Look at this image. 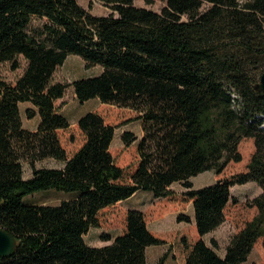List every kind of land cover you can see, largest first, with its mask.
I'll return each instance as SVG.
<instances>
[{"label": "trees", "instance_id": "obj_1", "mask_svg": "<svg viewBox=\"0 0 264 264\" xmlns=\"http://www.w3.org/2000/svg\"><path fill=\"white\" fill-rule=\"evenodd\" d=\"M99 1L109 14L94 15L79 0H0V63L16 70L20 56L27 61L15 83L0 80V227L17 239L15 253L0 256V264H148L147 247L168 242L156 264L245 262L256 245L264 247V92L256 88L264 73V0H165L161 12L135 0ZM72 54L88 69H103L73 81L80 101L98 98L142 121L134 167L117 162L111 150L117 126L98 110L77 121L80 146L73 152L64 146L59 131L71 122L56 101L68 84L52 77ZM21 102L33 105L29 119L40 116L35 130L24 127ZM136 139L123 134L128 145ZM244 139L254 146L249 159ZM46 159L63 166H36ZM247 159L245 169L213 184L195 188L191 181ZM248 181L262 188L248 201L256 214L221 256L204 237L237 202L232 186ZM177 182L192 201L190 229L151 232L146 213L129 208L125 229L111 244L86 242L103 210L139 191L176 197L170 187ZM48 190L69 196L59 204L26 201ZM178 220L192 222L182 214Z\"/></svg>", "mask_w": 264, "mask_h": 264}, {"label": "rangeland", "instance_id": "obj_2", "mask_svg": "<svg viewBox=\"0 0 264 264\" xmlns=\"http://www.w3.org/2000/svg\"><path fill=\"white\" fill-rule=\"evenodd\" d=\"M80 4L94 15H106L111 12V9L99 0H79ZM135 4L140 7H147L157 12H161L165 6V0H151L147 3L146 0H135ZM21 67L12 70L11 62L0 63V80L15 83L17 79L24 73L27 67V61L23 56L19 57ZM100 65L92 68L86 67V62L79 56L72 54L66 62L57 68L52 77V83L62 82L68 84L65 94L62 98L56 101L58 111L65 115L71 122L69 129L60 130L59 134L64 146L73 152L84 140V136L80 131L77 121L80 117L91 110L100 111L108 121L116 124V134L111 146V150L116 156L117 162L127 168H132L138 160L137 144L143 137L142 121L132 120L136 117V113L131 109H121L116 106L102 104L98 98H92L88 101H80L75 93L73 81L80 78L94 76L102 71ZM29 108V107H28ZM22 106V120L24 127H38L40 116L29 119L27 109ZM126 131H131L137 139L130 145L123 140V134ZM253 143L248 140L242 141V150L244 154L251 155L253 151ZM239 165H231L221 175H217L215 171H205L199 175L192 177L191 181L195 188H200L209 184H213L217 179L229 176L239 170L247 167V161ZM37 167H62L63 164L53 159L39 161ZM33 173L32 167L28 162L24 163V176L30 177ZM176 197L173 198H157L151 192L139 191L130 199L119 202L115 206H111L101 212V224L99 227H91L85 234L86 242L91 246H104L111 244L115 238L123 233L126 224V213L129 208L142 210L148 218V228L151 232L156 231H174L190 229L194 225V209L192 201L182 196L186 190L182 183H174L170 187ZM262 188L255 181H248L244 184H236L231 188V195L237 199V202L230 201L226 208V220L218 228L205 235L207 243L214 247L217 253L225 256L226 249L233 238L247 221L252 219L256 214V208L248 206V201L260 194ZM69 195L56 191L48 190L41 191L27 196L26 201L32 203L44 204H59ZM188 215L192 222L179 221L178 216ZM213 240L217 242V247L214 246ZM171 242L161 245H151L146 249L147 263L156 264L160 258L169 250ZM169 261H172V253L169 256ZM241 264H264V247L258 244L254 247L248 259Z\"/></svg>", "mask_w": 264, "mask_h": 264}, {"label": "water", "instance_id": "obj_3", "mask_svg": "<svg viewBox=\"0 0 264 264\" xmlns=\"http://www.w3.org/2000/svg\"><path fill=\"white\" fill-rule=\"evenodd\" d=\"M256 88L264 92V73L261 75L260 82ZM17 246L16 237L8 230L0 227V256H11L15 253Z\"/></svg>", "mask_w": 264, "mask_h": 264}, {"label": "crops", "instance_id": "obj_4", "mask_svg": "<svg viewBox=\"0 0 264 264\" xmlns=\"http://www.w3.org/2000/svg\"><path fill=\"white\" fill-rule=\"evenodd\" d=\"M22 106H25L26 108L28 107H33L32 103L30 102H21L20 103V108H22ZM39 115H36L34 118H37ZM33 119V118H32ZM30 130H35L36 128L35 127H31L29 128Z\"/></svg>", "mask_w": 264, "mask_h": 264}]
</instances>
